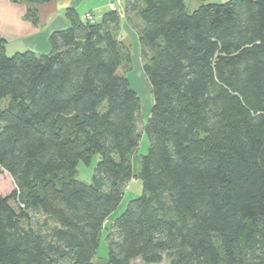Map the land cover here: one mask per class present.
Segmentation results:
<instances>
[{"label":"trees","instance_id":"16d2710c","mask_svg":"<svg viewBox=\"0 0 264 264\" xmlns=\"http://www.w3.org/2000/svg\"><path fill=\"white\" fill-rule=\"evenodd\" d=\"M12 1L37 24L55 0ZM124 12L141 20L153 98L135 160L140 100L119 72L131 58L117 9L96 21L67 7L47 53L8 55L0 40V172L13 182L0 264H95L104 229L99 264H264V0H125ZM133 179L142 192L111 217Z\"/></svg>","mask_w":264,"mask_h":264},{"label":"rangeland","instance_id":"374dc122","mask_svg":"<svg viewBox=\"0 0 264 264\" xmlns=\"http://www.w3.org/2000/svg\"><path fill=\"white\" fill-rule=\"evenodd\" d=\"M109 0H76L75 1V10L77 14L82 18L84 17L85 12L91 13L96 21H100L102 15L108 11V6H114L118 11L121 8L120 0H113L114 2H109L108 5L106 2ZM227 0H209L212 3H223ZM61 2V0L59 1ZM119 2V3H118ZM188 9H192L196 6V2L192 1L188 3ZM94 7V8H93ZM64 15V11L62 12ZM68 21V20H67ZM141 20L136 14L129 15V20L121 19L120 21V29L118 30V37L123 42V46H128L129 55L131 61L128 65L124 64L119 71L120 73L125 72V76L127 77L131 88L136 92L140 100V108L138 111V127L142 132L139 140L138 147L134 154L132 155L133 160L138 159L140 155L146 153L148 148V139L143 131V125L145 124L148 116L150 115L153 98L151 92V85L146 78L143 71V61L141 55V49L137 41V31L136 27L140 25ZM69 25V22H68ZM67 25V26H68ZM66 26V27H67ZM63 29V28H58ZM13 51V50H12ZM50 51L49 48L46 51L37 52V53H47ZM8 55L13 54L8 50ZM98 160V156H93L89 164H85L83 162H79L77 165V175L76 178L80 181L90 183L92 180L94 166ZM136 166V165H135ZM13 188V182L11 177L6 172H0V195H5L10 192ZM142 192L141 182L139 180H131L129 184L126 186L123 197L115 209V211L111 214V217L118 216L126 207L128 201L136 196H138ZM43 218V216H41ZM40 217L38 219H41ZM37 217L34 218L33 221H36ZM105 229L102 231L100 236L99 246L97 248L94 263L99 264L102 260L107 257V243L105 240ZM138 264H142L139 259L136 260ZM159 264H168V259L164 258L162 262Z\"/></svg>","mask_w":264,"mask_h":264},{"label":"crops","instance_id":"0c3cea01","mask_svg":"<svg viewBox=\"0 0 264 264\" xmlns=\"http://www.w3.org/2000/svg\"><path fill=\"white\" fill-rule=\"evenodd\" d=\"M59 1L55 0L39 5L38 22L33 24L25 17L26 6L24 4L15 3L12 0H0V40L4 41L6 53L9 54L8 50L14 53L26 50L36 53L46 51L49 48L50 33L58 28H66L68 25L69 20L65 16V9L69 6L75 7L76 0ZM124 1L120 0L119 13L121 19L128 21L129 15L127 16L124 12ZM109 2L114 1L109 0L106 2L107 5ZM108 8V10L112 9L109 6ZM85 14H90L93 17L89 12H85ZM139 23L141 24V22Z\"/></svg>","mask_w":264,"mask_h":264},{"label":"built area","instance_id":"2783aa9c","mask_svg":"<svg viewBox=\"0 0 264 264\" xmlns=\"http://www.w3.org/2000/svg\"><path fill=\"white\" fill-rule=\"evenodd\" d=\"M112 7V9H115L114 8V6H111ZM86 19H92V16L90 15V14H85V16H84Z\"/></svg>","mask_w":264,"mask_h":264}]
</instances>
